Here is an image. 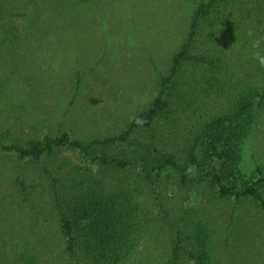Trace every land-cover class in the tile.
Listing matches in <instances>:
<instances>
[{
	"label": "rangeland",
	"instance_id": "1",
	"mask_svg": "<svg viewBox=\"0 0 264 264\" xmlns=\"http://www.w3.org/2000/svg\"><path fill=\"white\" fill-rule=\"evenodd\" d=\"M194 1L118 0L111 6L109 0H90L88 7L83 5L60 17L65 26L76 27L73 33H57L56 40L44 34L38 45L23 46L19 40L16 46H5L0 53V134L10 131L21 142L62 133L91 141L126 130L157 97L161 76L168 74L174 54L187 38ZM21 23L26 25L27 21ZM200 51L203 54L205 48ZM16 52L22 62L11 65ZM251 57L229 61L223 77L233 78L230 84H234L252 71L257 84L259 74L252 67ZM78 74L82 75L80 83ZM192 79L188 70L184 86L173 90V114L156 124L148 139L156 149H167L180 161L185 159L188 140L220 107L207 99L211 88L206 85L195 96ZM240 91L234 90L235 97ZM260 127L262 130L245 146L244 166L248 171L258 164L264 167V127ZM148 136L144 134L140 141ZM140 147L131 142L125 149L140 162L145 157ZM89 162L68 149L56 151L41 162L21 165L0 154V254L6 264H10V256L18 262L28 258L25 260L32 264H76L63 247L52 181L44 167L54 171L59 189L81 190L85 186L82 181L87 184L92 175L93 182L108 190L139 191L148 208L161 211L151 185L137 181L141 168L123 171L100 167L87 174ZM20 170L25 191L17 182ZM158 184L169 215L167 219L161 213L167 227L173 224L184 229L183 220L190 219V214H196L198 220H217L214 226L219 233L211 245L214 264H264V213L255 204H223L206 183L183 185L176 175H164ZM166 233L158 235L159 248Z\"/></svg>",
	"mask_w": 264,
	"mask_h": 264
},
{
	"label": "trees",
	"instance_id": "2",
	"mask_svg": "<svg viewBox=\"0 0 264 264\" xmlns=\"http://www.w3.org/2000/svg\"><path fill=\"white\" fill-rule=\"evenodd\" d=\"M89 1L0 0V53L5 46H16L19 40L23 46H28L27 43L38 45L44 34L56 40L61 32L73 33L76 27L65 26L60 17L83 5L88 7ZM109 1H112L111 6L118 3V0ZM193 4L187 38L174 54L168 74L161 76L157 97L126 130L91 141L62 133L21 142L15 140L10 131L0 134V154L14 158L20 165L41 162L56 151L68 149L90 160L86 163L87 174H93L100 167L123 171L142 169L141 179L137 181L151 185L154 200L161 204L159 213L147 207L139 191L131 188L108 190L93 182L92 175H87V184L82 181L85 186L82 184L81 190L59 189L54 171L44 167L52 181L56 222L63 247L76 264H214L212 246L219 233L214 226L217 220H198L196 214H190V219L183 220L184 229L173 224L167 227L168 221L161 213L166 214L167 219L169 215L158 184L164 175L180 176L183 185L206 183L223 204L229 205L231 201L242 206L252 203L264 213V167L258 164L248 171L244 166L246 144L262 130L260 126L264 127V67L254 58L258 50L252 46V41L259 39V51L264 55V0H195ZM57 33L60 34L56 36ZM202 47L205 51L200 54ZM15 56L11 65L22 62L17 59V52ZM250 56L252 67L258 70L257 84L252 71L230 84L233 78L225 79L222 73L228 71V62L236 57L247 61L243 59ZM188 70L192 73L193 94L196 96L204 91L206 85L211 88L207 91V99L220 107L212 120L201 124L198 132L188 140L185 159L180 161L167 149H156L148 139L156 124L169 120L173 114L174 105L170 101L174 97L173 90L184 86L182 82ZM78 75L80 83L82 75ZM234 90H241L236 97ZM144 134L149 136L142 143ZM131 142L141 145L145 153L141 163L134 153L125 149ZM17 182L25 191L21 170ZM166 230L169 234L159 248L158 235L167 234ZM7 259L10 264H32L28 258L19 262L12 256ZM6 263V258L0 254V264Z\"/></svg>",
	"mask_w": 264,
	"mask_h": 264
},
{
	"label": "clouds",
	"instance_id": "3",
	"mask_svg": "<svg viewBox=\"0 0 264 264\" xmlns=\"http://www.w3.org/2000/svg\"><path fill=\"white\" fill-rule=\"evenodd\" d=\"M249 35L251 36L252 34L250 33ZM252 46H253L254 49H257L258 50V51H256L254 53V58L258 60L259 65L261 67H264V55H262L261 52L259 51L260 46H261L260 40L259 39H254L252 41Z\"/></svg>",
	"mask_w": 264,
	"mask_h": 264
}]
</instances>
